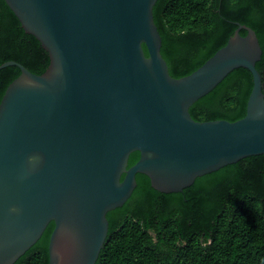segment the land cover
I'll return each instance as SVG.
<instances>
[{
	"label": "water",
	"instance_id": "1",
	"mask_svg": "<svg viewBox=\"0 0 264 264\" xmlns=\"http://www.w3.org/2000/svg\"><path fill=\"white\" fill-rule=\"evenodd\" d=\"M3 1L49 64L41 74L0 65L20 70L0 100V264H13L50 222L48 264H95L106 214L131 196L137 173L177 193L264 154L262 51L250 27L236 23L225 45L174 78L160 53L157 0ZM237 68L252 75L245 116L194 120L189 107Z\"/></svg>",
	"mask_w": 264,
	"mask_h": 264
},
{
	"label": "trees",
	"instance_id": "2",
	"mask_svg": "<svg viewBox=\"0 0 264 264\" xmlns=\"http://www.w3.org/2000/svg\"><path fill=\"white\" fill-rule=\"evenodd\" d=\"M152 11L160 53L174 78L190 74L225 45L236 23L253 29L264 93V0H157ZM6 61L35 74L49 64L41 44L0 0V65ZM19 74L14 65L0 69V100ZM251 88V73L234 69L189 113L196 121H236L246 114ZM138 157L131 153L128 167ZM135 179L131 196L106 214L108 232L95 264H264V154L197 177L177 193L154 190L143 174ZM52 228L50 222L13 264H48Z\"/></svg>",
	"mask_w": 264,
	"mask_h": 264
}]
</instances>
